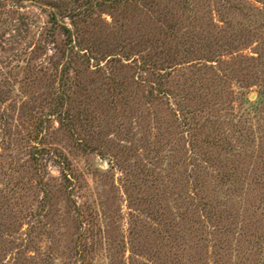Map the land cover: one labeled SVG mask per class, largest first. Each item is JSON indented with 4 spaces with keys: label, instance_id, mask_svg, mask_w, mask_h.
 Masks as SVG:
<instances>
[{
    "label": "rangeland",
    "instance_id": "rangeland-1",
    "mask_svg": "<svg viewBox=\"0 0 264 264\" xmlns=\"http://www.w3.org/2000/svg\"><path fill=\"white\" fill-rule=\"evenodd\" d=\"M0 264H264V0H0Z\"/></svg>",
    "mask_w": 264,
    "mask_h": 264
},
{
    "label": "trees",
    "instance_id": "trees-1",
    "mask_svg": "<svg viewBox=\"0 0 264 264\" xmlns=\"http://www.w3.org/2000/svg\"><path fill=\"white\" fill-rule=\"evenodd\" d=\"M112 1L117 2L118 0H112ZM122 1H131V0H122ZM70 16H72V13L70 14ZM49 17H50V20L52 21L54 26L58 25V27L61 29L62 33L65 34L66 36H68L69 38H71L72 31L65 24H58V22L56 20V13L55 12H50ZM252 106L256 107L254 104H252Z\"/></svg>",
    "mask_w": 264,
    "mask_h": 264
}]
</instances>
